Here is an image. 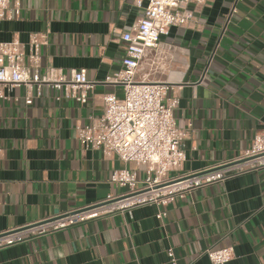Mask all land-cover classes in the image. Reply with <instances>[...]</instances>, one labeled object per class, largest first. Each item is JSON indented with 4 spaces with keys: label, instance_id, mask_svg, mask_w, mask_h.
<instances>
[{
    "label": "crops",
    "instance_id": "obj_1",
    "mask_svg": "<svg viewBox=\"0 0 264 264\" xmlns=\"http://www.w3.org/2000/svg\"><path fill=\"white\" fill-rule=\"evenodd\" d=\"M146 0H9L0 40L46 33L40 73L85 68L94 85L85 103L48 84L0 86V231L120 194L112 169L142 167L81 147L78 125L103 112L102 96L122 97L105 81L121 68L127 37ZM15 4L19 7L14 14ZM193 19L160 37L172 58L148 78L178 96L176 124L186 132L185 160L168 176L241 157L264 130V0H189ZM26 64L27 59L24 61ZM31 104H25L27 95ZM56 97H59L57 99ZM16 98V100H14ZM161 209L98 217L0 248V264H210L208 247H233L226 264H264V166L186 193Z\"/></svg>",
    "mask_w": 264,
    "mask_h": 264
},
{
    "label": "built area",
    "instance_id": "obj_2",
    "mask_svg": "<svg viewBox=\"0 0 264 264\" xmlns=\"http://www.w3.org/2000/svg\"><path fill=\"white\" fill-rule=\"evenodd\" d=\"M188 3L189 0L137 1L142 14L133 35L127 37L121 68L105 78V81L122 85V97L114 93L104 94L102 114L89 124L75 128V137L81 147L96 149L106 158L116 155L125 163L142 167L143 178L139 180L136 169L130 167L112 169L110 181L126 188L125 192L109 193L102 200L77 211H66L0 231V248L98 217L130 213L140 205L160 207L156 217L164 218L165 207L176 198L264 166L262 130L254 135L250 147L241 157L199 171L168 176L169 170L177 169L185 160L182 143L186 132L173 117L179 99L175 94L169 95L172 87L162 80L148 77L163 70L165 61L172 58L162 46L160 37L167 35L171 26L184 25L193 19ZM8 5L9 0H0V24L6 17ZM18 13L19 7L15 4L14 14ZM46 37V33H30L26 42L0 40V86L31 87L35 84L39 89L45 83L60 90L64 97L85 103L94 85V81L87 78L85 68L72 69L68 77L53 68L45 74L40 73L39 47L46 42ZM0 97L7 96L0 92ZM24 102L32 103L29 94ZM203 254L210 264H226L233 257V247H208ZM166 255L165 264H178L171 247L167 248Z\"/></svg>",
    "mask_w": 264,
    "mask_h": 264
}]
</instances>
